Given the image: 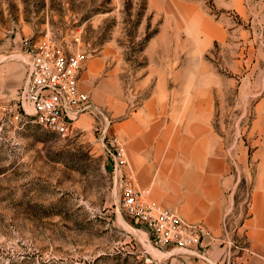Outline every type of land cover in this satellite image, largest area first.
Here are the masks:
<instances>
[{"label":"rangeland","instance_id":"1","mask_svg":"<svg viewBox=\"0 0 264 264\" xmlns=\"http://www.w3.org/2000/svg\"><path fill=\"white\" fill-rule=\"evenodd\" d=\"M168 1L0 0V264H191L202 259L156 248L147 228L122 209V183L113 173L92 115H84L76 132L67 136L20 114L28 61L22 39L50 33L73 40L78 33L81 47L90 55L81 87L107 111L111 132L129 148L121 122L143 110L152 96L155 79L145 86L142 81L157 65L159 45L152 40L163 26ZM196 1L219 19L225 10L218 3L228 0H182ZM183 9L178 5L177 14L184 15ZM226 14L231 16L226 24L230 29L240 22L232 12ZM180 25L184 27L177 30L178 59L175 70L171 68L177 93L187 90L183 81L206 74L216 98L208 125L215 140L208 143L223 147L219 201L224 205L217 225L225 231L226 246L224 224L229 233L243 225L256 175L253 121L255 102L264 87V34L253 38L255 68L248 64L234 71L226 65V60L231 62L242 49L244 53L249 49L245 39L232 32L214 42L205 55L213 68L201 73L186 61L191 41L185 24ZM242 25L252 29L251 23ZM208 136L204 135L205 142ZM128 169L150 198L152 192L140 183L130 158ZM215 201L203 209L205 215L211 214Z\"/></svg>","mask_w":264,"mask_h":264},{"label":"crops","instance_id":"2","mask_svg":"<svg viewBox=\"0 0 264 264\" xmlns=\"http://www.w3.org/2000/svg\"><path fill=\"white\" fill-rule=\"evenodd\" d=\"M168 3L163 26L152 40L153 44L159 45L155 59L157 65L142 81L145 86L151 78L155 79L152 96L143 110L134 111L121 122L122 134L129 141L128 159L136 167L140 183L149 186L147 192H152L149 197L153 202L188 222H202L209 230L203 243L205 258L191 264H264V87L260 99L255 102L252 159L256 164V175L248 216L243 225L230 229L236 246L228 257L223 245L225 231L217 225L221 220V205H224L219 201V183L225 172L223 147L219 149L217 144L208 143L215 140L208 127L216 108L214 90H210L211 85L205 74L204 77L183 81L187 90L178 94L177 77L175 72H171V68L175 70L178 59L177 30L184 27L180 25L183 23L191 41L185 58L197 71L207 73L213 68L205 60V55L215 41L222 40L232 32L235 37H243L249 49L247 53L242 49L240 56L231 62L226 60V65L234 71H241L248 64L255 68L252 42L256 35L264 34V0L218 3V7L225 10L219 19L200 8L198 1L184 4L182 0H169ZM178 5L184 6V15L177 14ZM228 11L240 20L231 29L226 25L231 19L226 14ZM244 23H251L253 30L243 27ZM91 65L95 66V63ZM178 123L182 125L178 126ZM206 133L209 135L207 143L204 137ZM214 199L213 211L208 213L210 216L205 215L203 209L210 207L209 202ZM172 200H180L181 204H174ZM202 218L207 219L209 225ZM240 247H249L252 253Z\"/></svg>","mask_w":264,"mask_h":264},{"label":"built area","instance_id":"3","mask_svg":"<svg viewBox=\"0 0 264 264\" xmlns=\"http://www.w3.org/2000/svg\"><path fill=\"white\" fill-rule=\"evenodd\" d=\"M80 35L73 40L58 38L50 33L41 37H25L21 49L26 55L27 77L21 90L23 116H31L43 128L71 136L77 123L86 115L96 120L113 173L122 183L120 204L135 222L147 228L149 241L160 250L172 254L204 259V238L209 230L201 222L191 223L170 209L153 202L137 186L133 172L128 169L127 147L120 137L111 132L112 119L107 111L98 107L91 95L82 89L81 76L89 60V53L80 45ZM226 254L231 256L235 243L227 224ZM252 251L249 247H240Z\"/></svg>","mask_w":264,"mask_h":264}]
</instances>
